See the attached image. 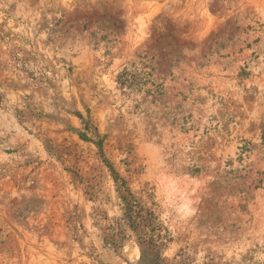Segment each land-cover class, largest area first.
<instances>
[{
    "label": "rangeland",
    "instance_id": "obj_1",
    "mask_svg": "<svg viewBox=\"0 0 264 264\" xmlns=\"http://www.w3.org/2000/svg\"><path fill=\"white\" fill-rule=\"evenodd\" d=\"M0 264H264V0H0Z\"/></svg>",
    "mask_w": 264,
    "mask_h": 264
},
{
    "label": "trees",
    "instance_id": "obj_2",
    "mask_svg": "<svg viewBox=\"0 0 264 264\" xmlns=\"http://www.w3.org/2000/svg\"><path fill=\"white\" fill-rule=\"evenodd\" d=\"M128 202V201H127ZM128 205L130 204V203H127Z\"/></svg>",
    "mask_w": 264,
    "mask_h": 264
}]
</instances>
